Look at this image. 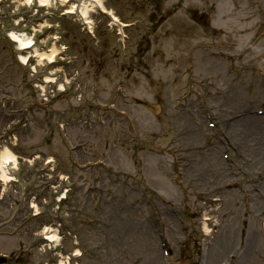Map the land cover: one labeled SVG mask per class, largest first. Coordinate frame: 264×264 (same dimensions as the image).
<instances>
[{"label": "rangeland", "instance_id": "obj_1", "mask_svg": "<svg viewBox=\"0 0 264 264\" xmlns=\"http://www.w3.org/2000/svg\"><path fill=\"white\" fill-rule=\"evenodd\" d=\"M104 1L130 25L124 45L98 10L94 37L78 15H61L63 3L25 12L19 31L46 20L36 48L52 36L56 52L65 48L39 68L40 81L66 82L45 104L6 38L16 4L0 2V142L15 134L18 157L0 221L13 204L38 213L16 226L20 237L0 238V253L20 242L29 264H248L240 258L253 227L263 264L264 0ZM48 158L51 179L41 172ZM48 185L68 188L59 206ZM45 226L63 233L58 258L38 250Z\"/></svg>", "mask_w": 264, "mask_h": 264}, {"label": "bare ground", "instance_id": "obj_2", "mask_svg": "<svg viewBox=\"0 0 264 264\" xmlns=\"http://www.w3.org/2000/svg\"><path fill=\"white\" fill-rule=\"evenodd\" d=\"M39 1L40 2H43L42 0H39ZM83 4L85 5L86 2H84ZM12 37H13V39L15 41H17L19 43V45L21 46V48H25L28 45L26 43L27 41H25V40H23L21 38H18L16 35H12ZM43 56H45V54H39L38 55L39 58H41ZM249 120H251V119H249ZM244 125H248L247 122H243V126ZM12 159H14V156L11 155L8 151H4L3 153L0 154V160L3 161V164L4 163L5 164L10 163L12 161ZM230 185H233V184L232 183L226 184L225 187L228 188V187H230ZM207 230L208 229H205L204 231L205 232H208ZM250 232H251L250 235H249L250 236V240H248L246 246H244V249H245L244 253L245 254H243L242 257L240 258V262L248 263V264H251L252 261H254V262H257L258 261V259L256 257V254L259 253L257 248H259L258 245L260 243L259 234L257 232L253 233V227H252V229H251ZM49 233H50L49 231L48 232L46 231V234H47V235L45 234L46 239L51 240V241H55L54 234H49ZM262 234L264 235V233H261L260 232V235H262ZM231 241H232V239L229 240L230 243H231ZM222 245L223 246H226V244H222ZM225 248H221L220 251L221 252L222 251L224 252V249ZM243 257H244V259H243Z\"/></svg>", "mask_w": 264, "mask_h": 264}]
</instances>
